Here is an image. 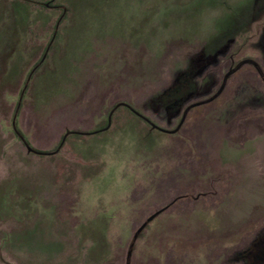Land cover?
Returning <instances> with one entry per match:
<instances>
[{"label":"rangeland","instance_id":"1","mask_svg":"<svg viewBox=\"0 0 264 264\" xmlns=\"http://www.w3.org/2000/svg\"><path fill=\"white\" fill-rule=\"evenodd\" d=\"M246 56L264 0H0V264H264Z\"/></svg>","mask_w":264,"mask_h":264},{"label":"flooded vegetation","instance_id":"2","mask_svg":"<svg viewBox=\"0 0 264 264\" xmlns=\"http://www.w3.org/2000/svg\"><path fill=\"white\" fill-rule=\"evenodd\" d=\"M254 68H255V70L260 74V76H261V78L264 80V73H263V70L261 69V67L259 66V64H258V62L254 59V58H252V57H250V56H246V57H244ZM239 61H241V60H239ZM238 61V62H239ZM238 62H236L235 64H233V63H231V68H235L234 70L236 71L237 69H239V65H238ZM234 71V72H235ZM212 93H214V91H212ZM193 102H195L194 100L192 101V103ZM186 105H188V104H186ZM193 107V106H192ZM184 111V110H183ZM111 112V111H110ZM184 113H186V112H184ZM109 118H110V115L108 116ZM108 124H109V122H108ZM107 124V125H108ZM218 133H217V131L215 130V129H211V130H209L208 131V136L209 137H211V139H214L215 140V138L216 137H218V135H217ZM213 140V141H214ZM221 145H223L222 143H221Z\"/></svg>","mask_w":264,"mask_h":264}]
</instances>
